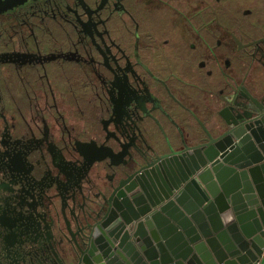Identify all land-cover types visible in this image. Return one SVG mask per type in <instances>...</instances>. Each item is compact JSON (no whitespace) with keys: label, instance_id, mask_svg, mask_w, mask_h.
<instances>
[{"label":"flooded vegetation","instance_id":"1","mask_svg":"<svg viewBox=\"0 0 264 264\" xmlns=\"http://www.w3.org/2000/svg\"><path fill=\"white\" fill-rule=\"evenodd\" d=\"M210 6L208 0H0V223L12 241L19 218L51 239V199L59 204L75 191L78 211L84 194L107 198L147 163L171 155L168 146L199 130L193 122L202 126L185 98L209 120L212 104L229 95L227 81L264 80L241 78L249 59L238 45L242 35L205 23ZM157 12L164 22L152 17ZM245 41L264 66V38ZM193 68L205 69L204 78L196 79ZM179 70L187 72L182 84L212 83L215 96L196 102L179 88Z\"/></svg>","mask_w":264,"mask_h":264},{"label":"water","instance_id":"2","mask_svg":"<svg viewBox=\"0 0 264 264\" xmlns=\"http://www.w3.org/2000/svg\"><path fill=\"white\" fill-rule=\"evenodd\" d=\"M227 86L214 140L147 163L107 198L84 194L78 211L75 191L51 199V239L19 218L12 241L0 223V264H255L264 249V80L253 92Z\"/></svg>","mask_w":264,"mask_h":264},{"label":"rangeland","instance_id":"3","mask_svg":"<svg viewBox=\"0 0 264 264\" xmlns=\"http://www.w3.org/2000/svg\"><path fill=\"white\" fill-rule=\"evenodd\" d=\"M208 1L211 6L204 10L202 19L212 26L220 23L231 35H238V29L239 34L242 35L238 42L239 48L244 47V49L251 50L253 45L244 43L246 39L256 42L257 39L264 38V0ZM152 17L155 20L161 19L159 21L163 20V22L165 18L160 12L153 14ZM205 23L201 22L202 30L206 29ZM248 45L249 47H247ZM243 56L246 54L243 53ZM163 156L159 155L158 159Z\"/></svg>","mask_w":264,"mask_h":264},{"label":"crops","instance_id":"4","mask_svg":"<svg viewBox=\"0 0 264 264\" xmlns=\"http://www.w3.org/2000/svg\"><path fill=\"white\" fill-rule=\"evenodd\" d=\"M245 42H247V41H245ZM247 54L249 56V59L248 60L245 59V61H244L243 65H244V70L245 71L242 72V74H241L242 77L241 78L244 80L246 78V76H248V75H250L251 77L253 76V77L260 78L262 75H264V66H262L260 62H257L254 59L255 55H254L253 47L251 48V50H248ZM251 64H253L254 67H252V69L249 70L248 67H249V65L251 66ZM248 70L250 71V74H249ZM204 71H205V69L198 70V69L193 68V72L192 73L194 74L196 79L197 78H201L202 79V78H204V75H205ZM183 73L186 74L187 72H184L183 70H179V77L180 78L178 77V80H179L178 82L181 83V84H178V86H179V88H182V89L185 88V90L193 92L194 93L193 99L196 102L198 101V99L199 100H201V99L203 100L205 98L211 100L212 97L215 96L217 86H214L212 83H211V85H209L207 87H202V86H200V87L195 86L194 87V85H191V84H196V80L194 79V81L190 80L188 84L187 83H183L182 84V82L185 81V77L183 76ZM162 76H163V79L166 80L167 73L164 72ZM262 78H264V77H262ZM259 80H261V79H259ZM184 84H186V85H184ZM245 84H246V87H247V89L249 91H251V92L254 91L255 85H252V84L247 83V82ZM185 100L187 101L189 106H192L195 110H197V113H198L199 117L201 118V122L200 123L202 124V126H205L206 128L201 130L202 126L199 125L198 122H193L192 124L196 125V128L199 129V130H197V132L199 133L198 136H196V137L192 136V135H190L191 134L190 133L189 135L186 136L185 139H183V141H181V142L180 141L179 142L176 141L174 143V147L171 148V150H169L168 154L169 153L170 154H174V153H177V152L181 151L182 148L184 147V145H186L188 147H195V146H200L202 144L211 142L219 134V130L214 129L211 126V123H210V120L211 121L213 120V122H214V119H216V106L217 105H215L214 103L212 104L211 109H210V119L207 120V117H205L202 114L201 107L198 108L199 109V111H198V109H196L197 105L195 103L191 102V104H190V101L187 98H185ZM162 154L166 155L167 153L164 152ZM260 264H264V256H262L260 258Z\"/></svg>","mask_w":264,"mask_h":264},{"label":"built area","instance_id":"5","mask_svg":"<svg viewBox=\"0 0 264 264\" xmlns=\"http://www.w3.org/2000/svg\"><path fill=\"white\" fill-rule=\"evenodd\" d=\"M264 256V249H262L260 255H259V258L257 259L256 263L255 264H260V258Z\"/></svg>","mask_w":264,"mask_h":264},{"label":"bare ground","instance_id":"6","mask_svg":"<svg viewBox=\"0 0 264 264\" xmlns=\"http://www.w3.org/2000/svg\"><path fill=\"white\" fill-rule=\"evenodd\" d=\"M157 184V183H156Z\"/></svg>","mask_w":264,"mask_h":264}]
</instances>
